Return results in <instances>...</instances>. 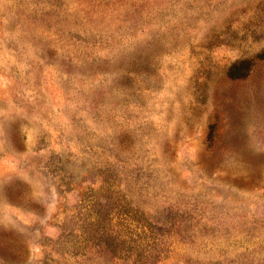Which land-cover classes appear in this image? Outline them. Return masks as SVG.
<instances>
[{
  "label": "rangeland",
  "instance_id": "rangeland-1",
  "mask_svg": "<svg viewBox=\"0 0 264 264\" xmlns=\"http://www.w3.org/2000/svg\"><path fill=\"white\" fill-rule=\"evenodd\" d=\"M0 264H264V0H0Z\"/></svg>",
  "mask_w": 264,
  "mask_h": 264
}]
</instances>
